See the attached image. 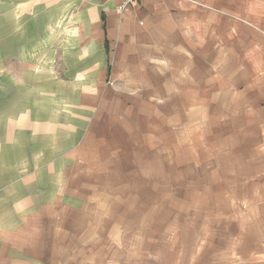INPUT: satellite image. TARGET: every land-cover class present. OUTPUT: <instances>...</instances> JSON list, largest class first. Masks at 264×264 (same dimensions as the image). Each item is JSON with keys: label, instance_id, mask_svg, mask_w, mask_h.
<instances>
[{"label": "rangeland", "instance_id": "obj_1", "mask_svg": "<svg viewBox=\"0 0 264 264\" xmlns=\"http://www.w3.org/2000/svg\"><path fill=\"white\" fill-rule=\"evenodd\" d=\"M181 1L137 40L144 66L55 100L79 141L34 208L0 194V264H264V0Z\"/></svg>", "mask_w": 264, "mask_h": 264}, {"label": "crops", "instance_id": "obj_2", "mask_svg": "<svg viewBox=\"0 0 264 264\" xmlns=\"http://www.w3.org/2000/svg\"><path fill=\"white\" fill-rule=\"evenodd\" d=\"M122 1L7 0L1 10L0 61H7L9 67L0 74V97H4L0 138L5 140L0 142V194L6 197L8 213L20 215L16 198L26 209L34 208L36 199L29 202L27 197L30 187H42L48 177L54 178L51 183L56 186V175L48 173H56L58 162H67L68 147L73 151L77 146L80 130L71 126V135H65L63 122L56 118L55 100L65 93L76 100L101 99L103 90L109 91L105 85L112 69L123 66L130 71L135 60L144 66V50L141 46L138 54L137 40L165 25L161 20L169 11L168 4H183L181 0H140L137 6L121 10ZM5 83L6 96L2 93ZM87 108L88 115L77 119L82 129L92 114ZM46 155L53 163L48 170ZM21 174L22 181H18ZM50 187L37 193L42 210L49 204ZM13 218L10 215L8 220Z\"/></svg>", "mask_w": 264, "mask_h": 264}, {"label": "built area", "instance_id": "obj_3", "mask_svg": "<svg viewBox=\"0 0 264 264\" xmlns=\"http://www.w3.org/2000/svg\"><path fill=\"white\" fill-rule=\"evenodd\" d=\"M140 0H123L121 4H119V9L124 10L130 7H135L139 4Z\"/></svg>", "mask_w": 264, "mask_h": 264}]
</instances>
